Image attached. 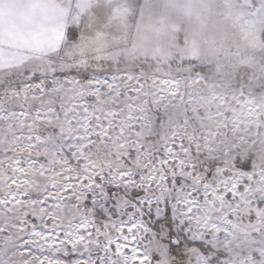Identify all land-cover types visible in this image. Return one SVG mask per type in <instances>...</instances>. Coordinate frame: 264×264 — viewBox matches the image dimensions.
<instances>
[{"label": "snow or ice", "instance_id": "snow-or-ice-1", "mask_svg": "<svg viewBox=\"0 0 264 264\" xmlns=\"http://www.w3.org/2000/svg\"><path fill=\"white\" fill-rule=\"evenodd\" d=\"M0 264H264V0H0Z\"/></svg>", "mask_w": 264, "mask_h": 264}]
</instances>
